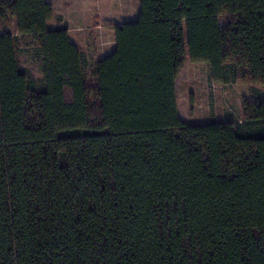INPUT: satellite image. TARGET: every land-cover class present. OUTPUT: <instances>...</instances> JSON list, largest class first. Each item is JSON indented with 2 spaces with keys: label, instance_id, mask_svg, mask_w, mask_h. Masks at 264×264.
<instances>
[{
  "label": "trees",
  "instance_id": "1",
  "mask_svg": "<svg viewBox=\"0 0 264 264\" xmlns=\"http://www.w3.org/2000/svg\"><path fill=\"white\" fill-rule=\"evenodd\" d=\"M53 19L0 0V264H264V94L188 124L176 87H264V0H140L96 62Z\"/></svg>",
  "mask_w": 264,
  "mask_h": 264
},
{
  "label": "rangeland",
  "instance_id": "2",
  "mask_svg": "<svg viewBox=\"0 0 264 264\" xmlns=\"http://www.w3.org/2000/svg\"><path fill=\"white\" fill-rule=\"evenodd\" d=\"M56 4L60 10L65 4L67 9L70 8L67 12L71 15L82 11L100 19V15L97 16L99 13L104 19H108L114 14L119 18L118 23L134 22L140 12V0H56ZM71 4L72 7H70ZM104 28L108 30L106 29L99 37H96L90 30L81 32L86 47L104 52L114 45L115 38L109 33V27H102V30ZM20 60L23 67L28 69L34 77L40 81L43 80L40 62L31 54L23 40L21 41ZM210 75V68L207 64L193 63L188 59L178 76L176 87L179 114L188 124H205L231 119L243 120L244 103L255 101L264 94V87L261 85L253 86L243 83L224 85L212 81ZM88 82L92 83L90 77H88Z\"/></svg>",
  "mask_w": 264,
  "mask_h": 264
},
{
  "label": "crops",
  "instance_id": "3",
  "mask_svg": "<svg viewBox=\"0 0 264 264\" xmlns=\"http://www.w3.org/2000/svg\"><path fill=\"white\" fill-rule=\"evenodd\" d=\"M46 1L54 7L55 11V19L51 20L48 23L49 29H55L57 26H59L57 19H61V25H67L69 28V38L71 42L75 44L81 50L82 53L85 54L89 61L96 62L102 60L110 56V54L115 50L116 43H113L114 45L104 52H100L101 50L96 51V49L92 50V48H88L86 47V44H84L85 41L83 38V34L81 33L83 30H90L94 32L96 37H99L101 33H104V31H106L107 29L104 28V30H102V27H109V33H111L112 36L115 38V32L113 28L116 26H121L122 24H124V22L118 23L119 18L114 16V14L111 15V17L108 19L105 18L106 21H104L105 19L103 18V15L99 13H97V16L100 15V19L94 16L92 17L91 14L82 11L77 12L75 15H71V13L67 12L68 10H70V8L67 9L65 4L62 6V10H60L59 8H57L56 0ZM72 6L73 5L71 4L70 7Z\"/></svg>",
  "mask_w": 264,
  "mask_h": 264
}]
</instances>
